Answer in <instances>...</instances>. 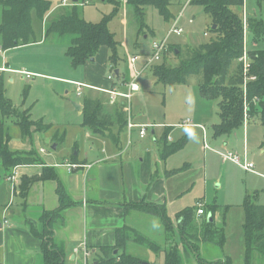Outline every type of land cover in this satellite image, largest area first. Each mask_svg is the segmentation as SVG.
<instances>
[{"label":"crops","instance_id":"1","mask_svg":"<svg viewBox=\"0 0 264 264\" xmlns=\"http://www.w3.org/2000/svg\"><path fill=\"white\" fill-rule=\"evenodd\" d=\"M78 1L79 0H74L75 3ZM110 2L114 8L115 4L113 2H120V11L118 14L123 10L125 12L127 0H110ZM178 2L182 4L181 0H174L172 5L169 6V12L172 14L169 20H166L160 14L165 21L168 22L169 30L175 21L180 18V15L182 18L186 8L191 4L187 5L186 3L181 12L180 10L173 12L171 7L177 5ZM83 5H86V3H83ZM72 6L73 5H71V7ZM111 13L104 15L102 20ZM243 16L246 19V27L247 17L245 16V12H243ZM81 17L83 18L82 14ZM248 18L251 19L252 17ZM84 20L92 23L86 19ZM208 20L212 24V21H210L211 19L209 18ZM123 23L126 24L125 19ZM143 24L145 25L144 21ZM143 26L140 24V31ZM213 27L211 30H214ZM206 35L207 33H205V36ZM34 39H36V32ZM116 41L119 42L117 39ZM40 42L43 41L41 40ZM36 43V45L41 44L38 43V41ZM122 45L128 50L124 42H122ZM172 46H174L175 52L179 53L178 48L180 47L177 45H169L167 52L170 54L173 52V50H171ZM0 48L3 51L2 58L0 56L1 68L4 66V61L8 59L7 54H9V58H11L10 55L13 53L11 50L17 47L5 50L3 49L0 39ZM28 48L30 47L23 49ZM68 49L69 46L67 47V51ZM188 49H191V47L188 46L186 50ZM117 53L119 61L116 65L111 62L112 54L107 47L102 48L94 58L84 64L75 66L73 60L69 57L73 69L84 67V80L81 79L82 76H79L82 75V72H80L79 75L73 74L72 72H64V76L53 77L62 80H55V82L60 85L66 84L74 86L76 96L78 98H84L82 103H73L74 110L82 115L79 123H72V125H67V127L59 128L53 123L45 122L44 118L39 120L33 119L31 110L27 107H23V110L28 111L27 121H31L34 124H42L44 128L38 131L36 127H32L27 137H23L20 131L17 138H10L9 147L11 151L17 152L23 158L29 157L27 154L30 153L31 157L36 160L35 163L31 165L17 166L20 168L15 169L18 172L15 184H12L8 179L15 170L2 171L3 169L0 168V174H2L5 180L4 185L0 186V196L3 198V200H0V216L2 215L3 219L2 221L0 219V264H44V257L41 251L42 240L32 233L30 222L33 224L34 228H37L38 232L43 233L45 227H43L42 215L44 212L55 211L61 208V193H64V195L68 197V200L63 204V219L57 220L54 225L51 224L54 241L62 247L65 253L66 264H83L85 261V246L91 252L88 264L93 263L95 260L94 254L99 252L101 248L116 246L120 231L124 230L127 234L129 227L135 230L133 226L142 224L140 221L136 220L138 216L142 217L139 219L154 216L149 214H145L147 215L146 217L141 216L140 214L144 213L135 209L134 207L136 206H134V204L166 205L167 191L171 181L180 171H184L183 169L191 168L192 163L190 161L186 162L182 167L180 165H175L172 159L188 147V142L190 141L188 136L199 134L198 129H200L204 136V140H206V134L208 133L207 128L199 123L195 124L197 121H201L202 118L198 113L194 112L192 116L186 117L185 120L182 119L181 122L177 124L178 129L175 132H173L175 126H168L162 136L160 135V137H157V134H161L159 131L155 130L158 125L144 123L143 115L134 116V107H137L134 101L135 99L141 100V105H149V100L145 97V94L142 93V88L140 86V92L134 95L131 100V119L132 123L137 125V127L129 130L127 127L129 118V114L126 111L127 102L123 98H117L112 102L111 96L108 93L109 91L127 92L128 85L132 82L135 74L133 68H130L129 62H126V69H123V66L119 67L121 57L119 51ZM152 54L153 48L151 47L150 56H152ZM165 54L166 52L162 56V59ZM138 56L139 54L135 57ZM166 58L167 56L165 57V62ZM8 60L9 68L15 70L13 69L16 68L13 67L15 66L14 61H12L13 59L11 58V60ZM161 60L159 62H161ZM10 61L13 62V66ZM89 63H94L95 66L89 65ZM147 63L148 61L140 66V72L146 68L141 76L146 71L150 70L155 79L158 80V77L152 71L156 63L150 67H146ZM27 72L33 73L32 75L35 74L36 76L34 77H52L41 72L29 70ZM101 72H106L107 75L105 79H103ZM5 74L6 72L0 76L3 81ZM111 76H113V79H110ZM22 79L24 80L27 78ZM10 82L14 83L13 80ZM187 84L188 81L186 84L181 85H163L182 87ZM78 85H83L84 87L78 91ZM94 90L103 91L110 96V102L113 105L111 110L101 99L91 97L90 95L85 96V91ZM200 97L203 101H208L204 99L201 94ZM11 101L14 104V101ZM15 107L18 108L17 106ZM91 110L97 112L99 116L97 122L93 120L92 117L94 116H92ZM146 111L147 114L150 113L147 108ZM217 122L218 123H213L212 126L213 138L217 140H215V145L217 146L216 150H227L228 152H225V154L235 153L239 155L238 142L240 135L235 132L238 129L230 134L216 135L215 127L221 123V118L219 121L217 120ZM140 125L151 126L148 130H152V134L155 135L152 142L149 140L147 143L143 144L139 141V139H144L140 137V128H138ZM194 125H198V127ZM135 129H139V136L134 135ZM183 129H185L186 132L181 131ZM184 133H186V135H183ZM43 134H48L50 142L56 143L53 149L56 150L55 153L66 154L60 155L59 157L55 153L54 155H46L47 153L44 152L43 142L47 141V139L43 137ZM259 142H262L260 148L263 158L253 155L252 158L249 157V162L254 163L256 172L264 176V140L261 141L260 137ZM152 143H155L157 146L153 147ZM176 145H182V147L171 153L170 148ZM246 146L244 134V151L247 154ZM23 152L26 153L20 154ZM221 158L224 161H229L223 157ZM213 159H215V157L211 154L210 162ZM208 163V157L206 156L204 164L206 175L209 170ZM225 163H231V165H229L231 168L235 165L230 161ZM249 174L256 175L253 173ZM260 175L256 176L264 181V178ZM25 180H29L26 181L28 184L31 183L25 195L21 196V194H17V192L19 188L21 190V186ZM254 193H259V191H255L252 194ZM14 195L19 197L16 206L13 202ZM197 204L199 203L197 202ZM199 205L195 206V209L198 210ZM187 208L194 207H186L183 208V210ZM197 210L196 216L202 220L206 211L203 207L204 215L198 216ZM130 215H133V219L135 220L133 223L128 222V217ZM168 216L176 226L179 224L176 220V216L170 215L169 212ZM137 228H139V226H137ZM131 242L135 241L131 239L130 243Z\"/></svg>","mask_w":264,"mask_h":264},{"label":"rangeland","instance_id":"2","mask_svg":"<svg viewBox=\"0 0 264 264\" xmlns=\"http://www.w3.org/2000/svg\"><path fill=\"white\" fill-rule=\"evenodd\" d=\"M53 5V9L46 19L40 21L34 14L33 27L36 32V39L38 41L26 46H20L13 50L10 57L13 59L11 62L15 70L9 68V54L8 59L4 61V68L7 69L4 75L5 87L7 90V97L14 101V105L18 108L24 109L27 107L31 110L33 119L39 120L45 119L47 123H53L56 127L64 128L67 125L77 124L81 121V113L74 110L73 103H82L84 98H78L76 96L74 86L72 85H60L53 77L64 76V72H72L79 75L82 72L81 79L84 80L83 68L73 69L70 64L69 56L67 54V47L70 45V36L59 37L57 35H50L46 37V23H51L58 17L59 12L63 11L61 8H65V0H50ZM69 5L81 6V14L84 19L92 23H98L102 20L104 15L111 13L113 6L110 0H79L77 3L74 0H66ZM259 2V3H258ZM86 3V5H83ZM180 4L172 6L173 12L182 10L183 6L187 3V0H181ZM120 4V2H118ZM71 7V6H70ZM123 7V6H122ZM60 9V10H59ZM1 10L0 7V22H1ZM58 10V11H57ZM245 12V16L252 18H260L264 21V0H245V5L241 9V13ZM243 14V13H242ZM179 15V14H178ZM145 25L140 31V23H138L134 17L133 9L126 5V10L121 11L116 17L112 19L109 24V28L115 34V38L119 41V55L121 57V63L119 67L123 66L126 69V62L134 55H138L137 63L135 64V70L140 71V66L145 64L150 59L151 47L154 42H161L166 39L168 35V22L160 15L157 9L154 7H147L144 14H142ZM209 17L205 14L203 8L195 7L190 4L180 20V27L183 29L184 34L181 36L173 35L168 39L169 45H177L181 48L182 53H176L173 51L171 54L166 51L164 58L161 62L156 63L152 68L153 72L157 66L166 64L169 68H176L179 66L180 60L186 58V48L196 47L201 44L207 43L211 38H215V34L212 33V24L209 22ZM244 18V16H243ZM126 20V24L123 20ZM211 21V20H210ZM246 25V23H245ZM149 26V28H148ZM205 33H207L206 37ZM43 42H40V41ZM122 42L126 45L128 50L124 48ZM254 41L251 39L250 34L245 35V45L247 51L255 49ZM30 47L28 49H23ZM174 50V46L172 49ZM131 55H130V54ZM245 55V54H244ZM134 56V57H135ZM166 62H165V57ZM2 58V56H1ZM169 63H168V62ZM246 69H249L250 61L248 55L245 60ZM91 66H95L94 63H89ZM27 66V67H26ZM36 71L52 77H34L31 72ZM13 73V74H9ZM26 73V74H25ZM27 74H30L28 77ZM103 79L106 78V72H101ZM22 78H31L34 80H27ZM13 80L14 83L10 81ZM142 88V93L149 100V105H141V100L135 99L137 107H134V116L143 115V121L146 124L158 125L156 131L161 134H157V137L162 136L166 127H174L175 132L178 127L177 124L182 119L190 117L194 112L202 118L201 121H197L195 124H200L207 128L206 140L200 129L199 134L189 135L188 147L173 157L175 165L184 166L186 162L192 163L191 168L183 169L178 175L171 181L170 187L167 191L166 205L164 206L170 215L176 216L179 211H183L186 207H204L206 211L202 221L205 222L209 216L214 219L213 229L224 234L225 244L219 246L209 242L199 243V254L201 258L214 263L225 262L227 259L231 260L232 264H245L246 256V241L243 231L244 224V211L242 204L246 194H252L255 191H259L260 197L258 202L264 204V181L259 179L258 172H246L238 164L234 163L233 167H229L231 163H225L224 161L225 151L216 150L215 142L213 138V123H218L220 120V108L218 104L212 100L207 102L203 101L198 91L199 79L197 77H191L188 80V84L182 87L164 86L155 79L153 73L148 70L138 81ZM89 92V94H88ZM99 98L106 103L111 110L112 104L110 102V96L103 91H85V96ZM25 103V104H24ZM24 104V105H23ZM147 110L150 112L147 114ZM0 119H4L0 113ZM6 127L8 128L10 138H17L20 130L15 124L12 118L4 119ZM197 126L198 125H194ZM186 132L185 129L181 130ZM240 135L238 142L239 155L246 158L249 162V157L253 155L262 157L261 141L264 140V125L258 121H246L244 128H240L235 131ZM244 134L246 141V151H244ZM134 135L139 136V129H135ZM183 135H186L184 133ZM43 137L47 141L43 142L44 152L53 154L56 152L54 149L55 142H50L49 135L43 134ZM147 137V138H146ZM144 139H139L143 144L149 140L155 138L152 134V130L147 129V136ZM216 140V141H215ZM153 147L157 145L152 143ZM32 149V148H31ZM33 150V149H32ZM215 151V152H214ZM26 152L20 153L24 154ZM224 153V154H222ZM58 157L65 155L66 153H55ZM211 154L215 159L211 160ZM227 154V153H226ZM208 157V173L205 174V160ZM2 159V158H0ZM3 160V159H2ZM251 160V159H250ZM251 163V162H250ZM226 164V165H225ZM254 164V163H253ZM255 165V164H254ZM26 166V165H23ZM0 168L2 171H6L0 162ZM20 167H14L13 170ZM1 172V171H0ZM253 173L256 175H251ZM0 186L4 185L5 180L2 174H0ZM3 188V187H1ZM15 192V190H14ZM21 194L20 188L17 194ZM200 199V200H199ZM0 200H3L0 196ZM198 200V201H197ZM19 201V197L13 196V202L15 206ZM197 202L199 204H197ZM202 207V208H203ZM213 207L215 210H212ZM137 213V212H136ZM140 214L146 217L149 213ZM214 213V215H212ZM151 215V214H149ZM208 217V218H209ZM138 216L137 221L142 224H137L135 231H127L128 236L134 239L137 236H148V240H153L162 245L163 251L159 254L155 253L148 247L137 244L135 242H128L127 252L137 256L144 264H165L166 252L169 248L168 236L161 222L160 217L151 216L145 219ZM1 221L2 215L0 216ZM205 219V220H204ZM133 215L128 217V222L133 223ZM208 221V219H207ZM174 223V222H173ZM175 224V223H174ZM193 228H198L201 235L202 223H197ZM139 226V228H137ZM194 232V231H193ZM192 264H196L195 260L191 258ZM186 262H188L186 260ZM252 264H264V257L254 254Z\"/></svg>","mask_w":264,"mask_h":264},{"label":"trees","instance_id":"3","mask_svg":"<svg viewBox=\"0 0 264 264\" xmlns=\"http://www.w3.org/2000/svg\"><path fill=\"white\" fill-rule=\"evenodd\" d=\"M174 0H127V6L133 9L134 17L142 26L147 7H154L166 19L171 18L169 6ZM115 8L111 14L105 16L98 23L86 22L80 14V7L65 6L61 8L58 17L51 23H46V37L54 34L59 37L70 36L68 56L73 64H84L94 58L99 51L107 47L111 51V62L116 65L119 61V42L110 31L109 24L120 11L117 2H113ZM195 7L203 8L211 19L212 30L215 38L198 47L186 50V58L180 60L179 66L169 68L164 65L157 66L154 71L160 83L164 85L186 84L191 77L199 78V91L206 100L216 102L220 108L221 123L217 125L216 135L230 134L234 130L244 126L246 121H260L264 125V21L260 18L248 19L245 27L243 12L244 0H192ZM1 22L0 39L3 49H13L32 42L35 36L33 27L34 14L43 21L53 9L50 0H0ZM250 34L254 41L255 49L247 51L245 35ZM179 49V50H178ZM178 52L182 50L178 48ZM175 51V49L173 50ZM244 54L250 61L249 76H255L256 80L245 84L244 67L240 61ZM92 111V110H91ZM0 113L4 119L12 118L19 126L23 137L30 134V129L36 127L43 130V125L27 121V113L21 108H16L13 102L7 98L5 83L0 77ZM95 122L99 117L92 111ZM4 119H0V162L7 170L16 166L31 165L35 159L23 158L9 147L10 135ZM122 123V121H121ZM34 125V126H33ZM182 145L171 147V153L180 149ZM25 180L21 186V196L25 195L30 183ZM68 197L60 194L61 208L55 211L44 212L42 215L44 232H38L30 222L32 233L42 240L41 251L44 264H66L65 253L62 247L55 243L52 225L57 220L63 219L64 203ZM259 193L247 194L242 208L245 214L243 231L246 241L245 264H252L255 253L264 257V205L258 202ZM140 212L149 213L160 217L167 233L169 248L165 250V264H192L193 258L196 264H232L230 259L225 262H209L199 254V243L209 242L219 246L225 244L223 233L214 231V219L207 217L205 222L196 216L194 208H187L176 215L177 226L168 216L164 206L154 204H134ZM212 210H215L211 207ZM214 215V213L212 214ZM208 219V221H207ZM204 223L201 227V235L198 228H193L197 223ZM52 224V225H51ZM124 229V228H123ZM135 231L129 227V231ZM194 231V232H193ZM148 236H137L133 239L138 244L144 245L159 254L163 247L156 241L148 240ZM131 238L124 230L120 231L118 242L113 247H103L94 254L95 260L91 264H144L137 256L127 252V244ZM186 260L188 262H186Z\"/></svg>","mask_w":264,"mask_h":264},{"label":"built area","instance_id":"4","mask_svg":"<svg viewBox=\"0 0 264 264\" xmlns=\"http://www.w3.org/2000/svg\"><path fill=\"white\" fill-rule=\"evenodd\" d=\"M192 0H188L187 5H189L191 3ZM67 5V1H64V5ZM186 5V6H187ZM181 19V15L180 18L178 20L175 21V23L173 24V26L171 27V29L168 32V35L166 37L165 40L161 41V42H154L153 43V54L151 56V58L148 60V63L146 64V67H150L152 66L154 63L159 62L162 59V56L164 55V53L167 51V47H168V39L173 36V35H177V36H181L184 34L183 29L179 26V21ZM244 23H246V19L244 18ZM3 55V51L0 48V56ZM247 55L245 54L243 56V58L240 60L243 63V67H244V76H245V84L244 87H246L247 83L250 81H254L256 80L255 76H249L248 75V70L250 69V65H249V69H246V64H245V60H246ZM138 57H131L129 59V65L130 68L132 67L135 74H134V78L132 80V82L129 83L128 85V91L125 93H121V92H116V91H109L108 93L111 96L112 102H114L117 98H123L126 102H127V107H126V111L129 114V118H128V124L127 127L129 130H132L133 128L137 127V125H134L132 123V119H131V100L134 97V95H136L137 93L140 92L141 88H140V84L137 82V80L140 78L142 72L144 71V68L141 72L140 71H136L134 66L137 62ZM7 71L6 68L1 67L0 68V76L5 73ZM26 74V73H25ZM27 76L29 77L30 74H27ZM27 79H31V78H27ZM110 79H113V76L110 77ZM79 89L78 91L81 90L82 87H84L83 85H78ZM150 125H140L138 126V128H140V137L144 138L147 135V129L150 128ZM224 156V159L226 160H230L236 164H238L243 170H245L246 172H255V165L253 163H250L247 161L246 158H243L235 153H227ZM260 175V174H259ZM18 176V172L17 170L13 171L12 175L8 178L9 181L12 182V184L16 183V179ZM262 176V175H260ZM264 178V176H262ZM197 215L198 216H202L204 215V210L202 207H199L197 210ZM84 253H85V261L83 262V264H88L89 262V258L91 256V252L90 250L85 246L84 247Z\"/></svg>","mask_w":264,"mask_h":264},{"label":"water","instance_id":"5","mask_svg":"<svg viewBox=\"0 0 264 264\" xmlns=\"http://www.w3.org/2000/svg\"><path fill=\"white\" fill-rule=\"evenodd\" d=\"M76 1V0H75ZM214 29H216L217 28V26H214L213 27ZM209 220H211L212 221V218L211 217H209Z\"/></svg>","mask_w":264,"mask_h":264},{"label":"clouds","instance_id":"6","mask_svg":"<svg viewBox=\"0 0 264 264\" xmlns=\"http://www.w3.org/2000/svg\"><path fill=\"white\" fill-rule=\"evenodd\" d=\"M68 4H69V3H68ZM68 4H67V5L65 4V5L68 6ZM69 6H71V5H69Z\"/></svg>","mask_w":264,"mask_h":264}]
</instances>
